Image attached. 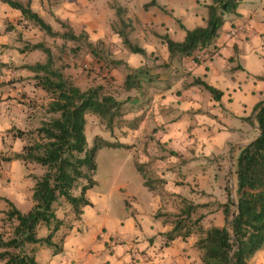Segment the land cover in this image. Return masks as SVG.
I'll return each mask as SVG.
<instances>
[{"label": "crops", "instance_id": "crops-1", "mask_svg": "<svg viewBox=\"0 0 264 264\" xmlns=\"http://www.w3.org/2000/svg\"><path fill=\"white\" fill-rule=\"evenodd\" d=\"M29 3L31 9L39 14L30 0ZM72 4L66 1L67 8L63 5L54 12L68 22L75 33L82 29L94 38L91 34V11L83 13V22L76 27L78 23ZM236 12L237 15H225L227 19L225 17L218 37L213 38L205 49H196L190 55L170 59L167 45L159 35L167 34L174 41H182L185 29L203 24L199 17L192 14L187 17V22L194 27L187 28L179 19L185 28L179 25L180 32L169 30L168 18L163 21L167 29L163 34L150 29L148 22L144 23L146 27L139 25L130 32L129 38L137 40L146 56L130 52L123 45L118 47V52L114 51L112 58L120 63L107 69L115 78L113 84H109L116 89L108 94L124 102L125 107L129 105L123 115L128 127L123 124V133L115 141L123 144L142 142L144 146L128 148L138 152L139 159L135 164L142 172L143 184L157 201L152 211L145 210L139 214L141 222L128 216L124 221L107 218L106 213L97 216L93 209L94 201H91L92 206L83 207L81 219L84 224H100L101 230L69 234L64 238L63 251L55 255L51 253L48 264H80V261L84 264H200V254L195 246L197 235L192 233L186 238L181 237V240L176 237L169 242L164 238V233L173 227V217L169 216L174 211L171 202L175 207L176 204L182 207L184 200L208 204L198 208V216L203 215L200 224L212 216L211 226L224 225V217L219 214L221 209L211 205L215 187L207 170L203 168L199 172L197 168L192 169L198 163L191 162L202 158L214 159L217 155L221 160V154L226 149L228 152L229 146L234 145L236 151L241 144L249 142L247 136L240 133L252 125L256 131L254 136L257 135L253 110L258 102L264 100V79L260 78L264 77V18L239 5ZM20 19L27 23L20 10L0 2V64H5L0 67V155L6 156L20 153L24 145H20V138L13 137L9 130H26L35 122L34 115L28 112L25 104L31 101L28 96L44 95L42 88L34 86L33 91L27 89L28 96L21 97V93L23 95L26 91L24 85L27 87L30 81H21V77L34 73L24 68L16 69L17 73L15 67L13 71L10 68L15 63L18 67L27 58L26 55H30L26 50L21 49L20 52L19 42L12 41L14 32L5 30L6 22L17 25ZM21 36L23 39L28 37L24 38L23 33ZM95 37L100 38V34ZM200 51L203 52V59L196 57ZM127 66L143 72L130 89L123 86ZM10 74L13 77L19 75L15 82H10ZM194 78L204 80L219 90L221 96L214 98L208 91L192 84ZM4 142L10 146L5 150ZM2 162L0 160V189L7 191L14 183L20 184L21 179L25 180L26 163L11 159L7 161L8 167L4 168ZM229 162L226 183L227 180L234 183L232 157ZM187 176H193L191 184L190 180H186ZM143 215L146 221H143ZM142 232L146 235L139 236ZM38 253L41 258L45 257L42 247ZM248 264H264V248L256 251Z\"/></svg>", "mask_w": 264, "mask_h": 264}, {"label": "trees", "instance_id": "trees-1", "mask_svg": "<svg viewBox=\"0 0 264 264\" xmlns=\"http://www.w3.org/2000/svg\"><path fill=\"white\" fill-rule=\"evenodd\" d=\"M1 1L20 10L26 19L50 36L78 42L85 35L83 31L75 33L68 24H64L68 27L65 32H55L49 23L31 9L29 0L26 3L17 0ZM239 2L240 0H210L206 5L207 16L203 25L185 29L180 24L185 29V37L180 42L174 41L167 34L159 35L167 45L170 59L190 55L196 49H205L222 27L224 15H237ZM149 4L154 2L144 6ZM121 11L120 7L116 9L123 28L117 29L116 33L121 38L122 45L130 52L146 56L144 48L132 41L125 31L124 26L128 23L121 17ZM85 46L97 60H101L100 53L92 42L86 41ZM26 49H42L46 53L45 62L24 67L34 73L35 86L42 88L50 96L46 112L51 117L43 120L35 129L11 128L9 132L13 137H26L29 142L23 145L20 153L0 157V160L20 159L25 163L42 165L46 167V172L34 177L32 207L27 212L20 211L6 199L8 209L5 217L12 227L7 238L0 233V260L3 264H40L34 255L36 246L50 249L53 255L61 253L65 235L58 237L56 233L64 224V218L57 215L58 204L64 202V213L69 217L70 223L67 227L71 228V221L81 218L83 207L92 204L86 192L95 183L92 177L96 170L98 149L105 146L129 147L96 135L93 146L86 148L85 114L90 112L97 115L111 129L114 120L125 111V103L104 93L102 84L81 89L68 80L61 70L54 68L52 52L44 44H26L22 51ZM104 63L111 67L120 61L111 58ZM142 73L139 69L127 66L123 86L127 89L134 87L137 77ZM192 84L208 91L214 98L221 96L219 90L200 78H194ZM253 112L258 127L257 135L245 145L237 147L238 153L233 159L235 201L231 197L230 183L227 180V200L217 203L222 210L224 225L203 228L200 224L203 215L193 219L192 216L198 208L208 204H194L188 200H184L179 213L169 215L173 217V227L164 233L166 242L179 236L188 237L192 233V225H199L197 232L200 236L195 241V246L201 252L202 264H248L254 253L264 248V100L255 105ZM81 178H87L88 182L81 186L76 195L73 189ZM39 225L47 228L45 236L38 235Z\"/></svg>", "mask_w": 264, "mask_h": 264}, {"label": "rangeland", "instance_id": "rangeland-1", "mask_svg": "<svg viewBox=\"0 0 264 264\" xmlns=\"http://www.w3.org/2000/svg\"><path fill=\"white\" fill-rule=\"evenodd\" d=\"M17 1H20L22 3L27 2V0ZM30 1L31 5H35V9L39 12L42 18L52 26V29L55 32L58 33L65 32L68 29V27L64 26V24H68V26H70L68 22L66 23L61 20L55 13L57 9H61V7L66 4V1L73 2L72 10L75 13V21L76 23H78L76 27L81 26V22H83V13L87 12L86 10L91 11V23L93 24L91 25V34L92 36H94V38H91L86 31L81 29L80 31H76V33H80L81 31H83L85 32L86 38H84L85 35H83V38L78 42L66 40L60 38L59 36H50L43 30H41L37 25H34L33 22L28 19L26 20L27 23H24V20L21 19L17 20V25H12L11 23L6 22L5 30L14 32L12 35V41L19 42L18 49L20 52L26 44L42 43L44 44V46L50 48L52 52L54 68H58L59 70H61L68 80L78 85L81 89H87L90 86L103 84V92L106 94H108L109 91H112L111 93H113V91L116 89H113V87L109 84L112 83L115 78L111 76L109 72L110 70H107L109 66L105 65L104 61L110 60L114 54V51L118 52V47L122 45L121 38H119V35L117 36L115 34L117 29L121 27L123 28L119 18L117 17V8L120 7L122 9L120 15L125 20V22L128 23L127 26H124V29L126 32H128V34L132 32L135 28H137L139 25L146 27V25L144 24L145 22H148V27L150 29L163 34L167 31L166 27L163 24L165 18H168L167 26L172 32L181 31V28L179 27V25L181 24L179 19H181V21L186 25L187 28L194 27L193 25H190L187 22V17L190 16V14L199 17L202 20V23L204 24V20L207 16L206 5L210 3V0ZM0 2L2 1L0 0ZM150 2H154V4L144 6L145 4H148ZM239 7L245 10H251V12H254L255 14H258V16L264 18V0H240ZM225 15L227 16L229 15V13H226ZM225 15L224 19L226 17ZM100 16L102 17L101 19L99 18ZM113 24H115V26ZM220 31L221 28L218 33H220ZM17 32H20V34L18 35ZM22 33L24 38L25 36H28L27 39L22 38ZM99 34L100 38L95 37ZM134 34H136V32H134ZM130 35L131 34H129V36ZM218 36L219 34H217L214 38ZM131 39L133 40L132 37ZM86 41L92 42L94 44V47L97 48L98 52L100 53L99 56L101 60H97V58L93 55L90 49L85 46ZM136 41L137 40H134V42ZM12 46H14V44H12ZM26 51L30 55L27 54V58L23 60L22 64L18 65V67L16 66V63L11 64L10 68H12V71L14 67V70L24 68L27 71H30L24 66L35 64L36 62H45L47 58L46 53L42 49H26ZM101 64L103 66H101ZM0 67H2V65H0ZM9 76L10 82H15V78H18L19 75L17 77H13L10 74ZM33 76L34 74L27 77H21V81L25 80V82L29 81L30 79L27 84V87L26 85H24L26 91H24L23 95L20 92L21 97H24L25 94L28 96L27 89L31 91L35 89V81L33 80ZM43 92L44 95L36 94L28 96L29 100L31 99V101L25 103L26 107L28 108V112H31V114L34 115L33 118H35V122L30 127L32 129L39 127L42 124L43 120H48L51 117V115L46 112L47 105L50 101V96L46 91L43 90ZM124 107L123 110H127L129 105H126L125 108ZM125 112L126 111H124L119 118H116L114 120L111 129L107 128L106 125L100 121L97 115L87 112L85 114V132L87 140L86 148H90L93 146L94 138L96 135H100L104 139L110 140L112 142H117L115 140H118L119 137H121L122 135L121 133H123V129H121V127H123L124 125V127H128L126 125V120L123 118ZM243 131L244 132H241L240 135H246L249 141L255 137L254 134L256 131L252 125L249 128H244ZM20 139H22V141ZM20 139L18 140L20 145L21 143L25 145L29 142L26 137H21ZM130 142H132L131 139ZM126 145L144 146L142 142H139L138 144H134V142L126 143ZM3 147L5 150L10 146L8 145V143L4 142ZM226 150L224 151V153L221 154V157H223V159L221 160L219 159L220 156L217 155V157L214 159L206 160L202 158L200 160H194L191 162L198 163L194 167H191L192 169L197 168L199 172H201L203 168L207 170V174L210 177L211 184L215 187V194L212 197L213 204H211L214 206H218L217 203H219V201L224 202L226 200V196L224 194V187L226 184V175L229 172V161L231 157L232 159H234L238 153L237 150H234V145L229 146L228 152ZM3 156H6V154L0 155V157ZM138 156L139 155L136 150H131L130 148L124 146H105L98 149L95 159L96 170L92 177L95 180V183L90 189L87 190L86 193V196L90 200V202L94 201L93 209L97 212V216H104L106 213L105 216H107V218H114L119 221H124L127 216L140 219L139 214L141 212L145 210L152 211L157 200L153 197L152 192H150L149 189L143 184L142 172L138 169L137 165L135 164L136 160L139 159ZM2 166L4 168L8 167V162H2ZM26 170L27 171L25 180L21 179L20 184L18 182L14 183L9 187V190L7 191L5 189H0V233L4 235V238H7L9 236L12 227L10 222L5 217V211L8 209L6 198L10 199L15 204V206L22 212L28 211L32 207L31 193L33 191L34 177H39L43 175L46 172V167L35 163H26ZM186 180H190L191 184L193 176H187ZM87 182V178H81L80 180H78L77 186L73 189V193L76 195L79 194L81 186H83ZM197 199L201 200L200 198ZM173 203L171 202V207L172 209H174L172 214H177L180 212L181 206H178L176 204L177 207H175ZM89 206H92V204ZM63 207L64 202L58 204L57 215L60 218H64V224L56 233L58 237L62 236L63 234L66 237L71 233H76L79 235L80 233H77L76 231L82 233L87 232L88 234L90 233L91 229L93 231L101 230L100 224H84L83 219L81 218L79 220L71 221V228L67 227V225H70L68 221L69 217L65 216L66 213L64 212L66 211V209ZM199 211L200 210L193 214L192 219L198 216ZM219 214L223 216L221 210H219ZM142 217L143 221H146V217L144 215ZM147 217L149 218V220H151L150 214H148ZM212 220V216H208V218H205L203 220L201 226L209 228L211 226ZM150 225L151 223H149L148 228H150ZM102 226L105 229L108 228H106L104 225ZM198 226L192 225L191 227L192 233L197 235V239L200 236V233L197 232ZM47 232L48 230L44 225H39V236H45ZM144 235L146 234L142 232V234L139 236ZM179 237V240H181V236ZM35 248L36 250L34 252V255L38 263L48 264L51 258V250L42 247L43 253H45V257L41 258L38 253L40 247L36 246ZM198 252L200 254L198 261L200 264H202L201 252L199 249ZM79 263L84 264L85 262L80 261ZM0 264H3L2 260H0Z\"/></svg>", "mask_w": 264, "mask_h": 264}, {"label": "water", "instance_id": "water-1", "mask_svg": "<svg viewBox=\"0 0 264 264\" xmlns=\"http://www.w3.org/2000/svg\"><path fill=\"white\" fill-rule=\"evenodd\" d=\"M256 128L258 130L257 124H256ZM243 145H245V144H241V146H243ZM230 188H231V197L235 201V196H234V183H233V181L230 183Z\"/></svg>", "mask_w": 264, "mask_h": 264}, {"label": "built area", "instance_id": "built-area-1", "mask_svg": "<svg viewBox=\"0 0 264 264\" xmlns=\"http://www.w3.org/2000/svg\"><path fill=\"white\" fill-rule=\"evenodd\" d=\"M196 57H197V59H203V57H204L203 52L200 51Z\"/></svg>", "mask_w": 264, "mask_h": 264}]
</instances>
